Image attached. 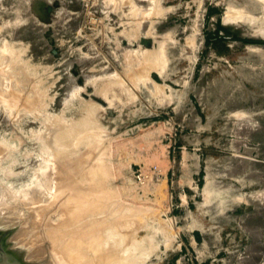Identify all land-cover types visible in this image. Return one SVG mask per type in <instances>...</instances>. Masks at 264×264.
I'll return each mask as SVG.
<instances>
[{"label": "rangeland", "instance_id": "374dc122", "mask_svg": "<svg viewBox=\"0 0 264 264\" xmlns=\"http://www.w3.org/2000/svg\"><path fill=\"white\" fill-rule=\"evenodd\" d=\"M0 239L264 264V0H0Z\"/></svg>", "mask_w": 264, "mask_h": 264}, {"label": "bare ground", "instance_id": "6f19581e", "mask_svg": "<svg viewBox=\"0 0 264 264\" xmlns=\"http://www.w3.org/2000/svg\"><path fill=\"white\" fill-rule=\"evenodd\" d=\"M67 156H68V155H67ZM61 160H62V159H61ZM65 163H66V162H65ZM82 164H83V163H82ZM64 165H65V164H64ZM84 165H85V164H84ZM61 167H62V166H61ZM66 168H67V167H66ZM66 168H65V169H66ZM78 168H79V167H78ZM62 169H63V168H62ZM83 169H84V168H83ZM66 170H68V169H66ZM79 170H81V169H79ZM90 170H91V169H90ZM68 171H69V170H68ZM70 172H72V171L70 170ZM86 172H87V171H86ZM86 172H84V174H85ZM90 172H91V171H90ZM64 173H66V172H64ZM68 173H69V172H68ZM68 173H67V174H68ZM93 173H94V171H93ZM93 173H92V174H93ZM95 173H99V172L96 171ZM95 173H94V174H95ZM70 174H71V173H70ZM92 174H91V175H92ZM94 174H93V175H94ZM80 175H81V174H80ZM82 175H83V174H82ZM87 175H88V173H87ZM95 175H96V177H97V174H95ZM99 175H100V174H99ZM70 176H71V175H70ZM81 177H82V176H81ZM85 177H86V176L84 175V180H85V183H86V181H87L88 179H90V178L86 179ZM89 177H90V176H89ZM94 177H95V176H94ZM72 178H73V177H72ZM74 179H75V178H74ZM91 179H92V178H91ZM61 180H63V179H61ZM61 180H60V181H61ZM78 180H79V179H78ZM80 180H82V178H81ZM84 180H83V181H84ZM76 181H77V180H76ZM87 182H90V181L88 180ZM59 183H60V182H59ZM80 183H81V182H80ZM46 184H47V183H46ZM65 184H66V183H65ZM83 184H84V183H83ZM98 184H99V183H98ZM69 185H70V184H69ZM57 186H59V185H56V187H57ZM60 186L62 187V185H60ZM67 186H68V185H67ZM88 186H89V185H88ZM61 187H60V189H62ZM69 187H70V186H69ZM69 187H68V188H69ZM71 187H72V186H71ZM73 189H74V188H73ZM70 191H71V190H70ZM73 191H74V190H73ZM83 191H84V190H83ZM59 192H60V191H59ZM87 192H88V191H87ZM78 193H79V192H78ZM84 193H85V192H84ZM89 193H90V192H89ZM86 194H87V193H86ZM83 195H85V194H83ZM81 196H82V195H81ZM85 196H86V195H85ZM74 197H75V196H74ZM77 197H78V196H77ZM71 198H72V197H71ZM75 198H76V197H75ZM92 198H93V197H92ZM85 199H86V198H85ZM87 199H88V198H87ZM89 200H90V198H89ZM89 200H88V201H89ZM68 201H69V200H68ZM71 201H72V200H71ZM68 203H69V202H68ZM76 203H77V202H75V204L73 205V207H69V208H71V210L75 211V210L72 209V208H74V207L79 208V207H77L78 205L75 206ZM90 203H91V202H90ZM70 204H71V203H70ZM77 204H78V203H77ZM71 206H72V205H71ZM81 206H82V205H81ZM87 206H88V205H86L85 207H87ZM76 208H75V209H76ZM84 209H85V208H84ZM65 210H66V209H64V211H65ZM67 210H68V209H67ZM71 210H70V211H71ZM76 210H77V209H76ZM136 210H137V209H136ZM85 211H86V210H85ZM137 211H138V210H137ZM71 212H72V211H71ZM75 212H76V211H75ZM78 212H79V210H78ZM80 212H81V211H80ZM62 213H63V212H62ZM73 213H74V212H73ZM68 214H69V213H68ZM75 214H77V213H75ZM72 215H73V214H72ZM78 216H79V215H78ZM67 217H69V216H67ZM67 217H66V218H67ZM70 217H71V216H70ZM69 219H70V218H69ZM73 220H74V219H73ZM134 220H135V219H134ZM135 223H136V222H135ZM133 225H134V224H133ZM131 227H132V226H131ZM92 229H93V228H92ZM94 230H95V229H94ZM90 231H91V230H90ZM94 235H95V234H94ZM94 235H93V236H94ZM91 236H92V235H91ZM93 236H92V237H93ZM100 236H101V235H100ZM78 237H79V236H78ZM86 237H87V236H86ZM71 239H72V238H71ZM75 239H76V238H75ZM75 239H74V240H75ZM88 239H89V238H88ZM91 239H92V238H91ZM91 239H90V240H91ZM96 239H97V237H96ZM98 239H99V238H98ZM56 240H57V239H56ZM69 240H70V239H69ZM69 240H68V241H69ZM81 240H82V238H81ZM62 241H63V240H62ZM79 241H80V240H79ZM97 241H99V240H97ZM51 242H52V241H51ZM58 242H59V241H58ZM81 242H83V241H81ZM81 242H80V243H81ZM92 242H95V241H92ZM64 243H66V242H64ZM68 243H69V242H68ZM68 243H67V244H68ZM83 243H84V242H83ZM99 243H100V242H99ZM99 243H98V245H99ZM54 244H55V243H54ZM61 244L63 245V243H61ZM67 244H65V245H67ZM75 244H76V242H73L74 249L72 248L73 245L70 246V245H71V244H70V245H69V248H68V245H67L66 248L69 249V250H66V251H69L70 253L72 252V249L76 251L77 248H75V246H76ZM78 244H79V243H78ZM79 245H81V244H79ZM82 245H84V244H82ZM82 245H81V246H82ZM70 247L72 248L71 250H70ZM76 247H77V246H76ZM60 248H62V247H60ZM66 248H65V246H64V249H63V250H65ZM60 250H61V249H60ZM89 250H90V249H89ZM66 251H65V252H66ZM61 252L63 253L62 250H61ZM73 252H74V251H73ZM73 252H72V254H76V252H77L76 255H78L79 252H80V250H79V252H78V251H76L75 253H73ZM66 253H67V252H66ZM70 253H68V254H70ZM99 253H100V252H99ZM72 254H71V255H72ZM93 254H94V253H93ZM106 254H107V253H106ZM63 255H64V254H63ZM66 255H67V254H66ZM101 255H102V254H101ZM67 256H68V255H67ZM79 256H80V255H78L77 257H79ZM83 256H85V255H83ZM83 256H82V257H83ZM68 257H69V256H68ZM74 257H76V256H74ZM100 257H101V256H100ZM69 258H70V257H69ZM69 258H68V261H70ZM71 258L73 259V260H71V262L74 261L73 256H72ZM83 258H84V257H83ZM85 258H86V257H85ZM101 258H102V257H101ZM101 258H100V259H101ZM107 258H108V257H107ZM75 259L77 260V258H75ZM78 259H79V258H78ZM103 259H104V258H103ZM76 260H75V261H76ZM78 261H81V260H78ZM88 261H89V260H88ZM85 262H86V261H85ZM104 262H105V261H104ZM117 262H118V261H117ZM74 263H75V264H78L77 261H76V262H73V264H74ZM99 263H100V262H99ZM85 264H87V263H85Z\"/></svg>", "mask_w": 264, "mask_h": 264}, {"label": "water", "instance_id": "95a60500", "mask_svg": "<svg viewBox=\"0 0 264 264\" xmlns=\"http://www.w3.org/2000/svg\"><path fill=\"white\" fill-rule=\"evenodd\" d=\"M6 253L3 241L0 239V254Z\"/></svg>", "mask_w": 264, "mask_h": 264}]
</instances>
